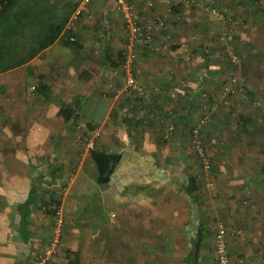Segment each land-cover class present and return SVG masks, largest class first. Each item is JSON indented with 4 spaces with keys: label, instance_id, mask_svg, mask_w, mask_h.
<instances>
[{
    "label": "crops",
    "instance_id": "1",
    "mask_svg": "<svg viewBox=\"0 0 264 264\" xmlns=\"http://www.w3.org/2000/svg\"><path fill=\"white\" fill-rule=\"evenodd\" d=\"M194 1L190 7H175L166 28L156 33L153 47H136V76L151 100L144 108L109 99L112 88L119 87L115 68L126 42L123 19L110 0H89L77 19L72 20L71 14L52 45L28 63L0 73V190L13 184L21 189L15 197L25 201L34 182L47 200L64 188L67 198L100 189L90 153L83 156V149L75 144L78 126H87L86 134L92 132L98 139L97 148L122 155L113 174L117 173L121 186L113 203L122 214L112 213L118 219L111 228L118 239L115 254L123 256L122 262L117 261L122 264L128 259L137 264H185V257L196 250L198 229L203 240L195 264H206L214 257L212 220L221 219L235 229L230 230L228 242L230 264H264V181L259 175L264 145L258 144L264 116V0ZM144 2L136 0L141 20L147 14L159 16L166 8V3L157 1L147 13ZM71 21L74 28L69 29ZM69 30L80 48L69 43ZM225 31H230L227 42L221 39ZM226 43L237 46L244 62L245 80L231 96L221 91L235 72L224 52ZM210 103L219 111L212 113L204 136L214 147V190L221 200L209 201L202 184L199 204L176 189L192 175L201 178L191 129ZM63 107L72 109L71 118L60 116ZM147 107L155 110V118L149 123L138 121L137 115H142L138 109ZM170 124L175 128L165 138ZM29 157L37 158L38 168L44 164L43 176L32 173ZM64 172L67 179L60 185ZM113 175L106 185L112 183ZM6 188L11 195V187ZM4 196L0 264H27L28 243L16 246L13 242L18 235L26 243L21 214L17 212L18 223L13 224L17 215L12 216L11 198L3 200ZM206 201L210 206L205 209ZM35 215L33 210L31 222ZM29 227L35 231L37 225ZM17 229L22 233H15ZM67 235L66 246H60L66 262L59 264L79 258L80 264H108L92 255L87 228ZM133 240L139 243L129 246ZM128 251L150 252V259L127 257ZM157 251L165 260H157Z\"/></svg>",
    "mask_w": 264,
    "mask_h": 264
},
{
    "label": "rangeland",
    "instance_id": "2",
    "mask_svg": "<svg viewBox=\"0 0 264 264\" xmlns=\"http://www.w3.org/2000/svg\"><path fill=\"white\" fill-rule=\"evenodd\" d=\"M29 1V0H27ZM37 1V7L36 10L40 11L43 7L46 8V10L51 9L52 5L47 4V6H43V2L42 0H36ZM58 3L62 0H57ZM54 9V7H53ZM60 10V9H59ZM44 16H49L48 13L44 12L43 14ZM72 20L73 17H72ZM240 51V50H239ZM241 53V51H240ZM264 63V62H263ZM119 67L120 64L115 68V73H116V84L119 85L118 89L113 90L112 88V93L109 97V99L112 102L115 101H120L121 99H124L125 102L127 104H131L129 100V97L127 99V95L125 93H122L120 95V90L122 88L121 86V80H122V76L119 72ZM119 90V91H118ZM264 100V96L262 97ZM139 106V105H138ZM139 108V107H137ZM140 112V114L143 115V112L145 110H141L138 109ZM147 112L150 111V109H146ZM217 111H219V108L217 107ZM144 114H146L144 112ZM263 114H264V107H263ZM141 115V117H142ZM140 116V115H139ZM146 122H150V120L145 119ZM78 137H76L75 144L76 146L81 147L83 150L81 152V154L84 156V154H86V152L90 153V149H87L86 146V141L85 138L92 136L93 134L90 133V135H87V126H82L79 125L78 129ZM258 144H260L261 146L264 145V116L261 120V123L259 125V133H258ZM97 138V137H96ZM96 144L95 147L97 146V141L96 140ZM65 145V144H64ZM64 145L61 146V149L64 148ZM73 148V147H72ZM67 149V146H66ZM262 150V152L264 153V147L260 148ZM90 155V154H87ZM259 158H261L259 156ZM28 160L31 163V167L30 170L34 171V175L37 176H43L42 173L44 170L43 168L45 167L44 164L42 166H37V158H28ZM43 167V168H42ZM214 167V166H213ZM42 168V169H41ZM202 171V170H201ZM214 170L212 171V173L210 175H206L205 173L203 174V180H204V189L208 190V200H215V203H219L221 198H218V196L216 197L218 191L214 190V182H215V175H214ZM62 176L59 177L58 179V183L61 185L62 182H64L67 179V175L64 173L61 174ZM205 176V177H204ZM239 177L242 179L243 175L239 174ZM119 177L117 176V173L115 175H113V181L111 184L106 185V186H102L100 185L98 190H94V189H90V190H86L85 192H82V195H78V194H70V196L67 198V194H66V189H60L58 191H60L61 193H57L56 195V199L59 198V200H61V206L58 209L57 213L52 214L51 211L54 210L55 206L51 205V211H49V213H46L43 209L41 210L40 208H37V206H35L34 208L32 207V209L34 210V215L35 214H40V216H36L33 220V222L30 223V226L34 223L37 225V228L35 231H28V235L30 239L28 242L24 243L23 238L16 235L17 238H14L13 242L16 244V246H18V244L21 245H25L28 243V248H27V252H26V257H29V262H27V264H59L61 260H64V262H66V255L64 253L61 252V244L62 246H66L67 244V240L70 238L69 235H67L68 231L70 233H72L74 230L78 229H84L87 228L88 229V233H90V236L92 238L93 241V246H92V252L94 256H96L97 258L107 262L108 264H122V257L123 256H118L115 254V249H116V240H118L117 238L114 237V233L111 231V228H114L115 222L118 219L117 217H114V214H117L120 216L122 214V212L118 209H116L115 204L113 203L115 198L120 194L121 191V186L118 182ZM208 181H212L213 185L212 186H207ZM6 187H11V195L8 192V188ZM61 186H58V188H60ZM17 190V191H16ZM124 190V189H122ZM56 191V190H55ZM80 191V190H79ZM78 191V192H79ZM21 192V189L14 187L13 184L9 185V186H4V188L2 190H0V201L2 200V196L3 194L5 195L3 197V200L6 198H11L10 201V208H11V213L12 216L13 215H17V220L15 222L12 221L13 224L18 223V214L17 212H21L22 207L25 204L24 199H19L15 197V193H19ZM85 193V194H83ZM46 195H44V199H46ZM203 205L206 209L207 206H210V204L206 202H203ZM22 206V207H21ZM74 206H76L74 208ZM3 208L2 205H0V213L3 211L1 210ZM24 208V207H23ZM32 210V211H33ZM74 210V212H73ZM26 211V210H25ZM42 211V212H41ZM216 211V210H215ZM114 212V214L112 215V213ZM207 212V210H206ZM217 212V211H216ZM204 217H206V213H204ZM13 218V217H12ZM78 220H75L77 219ZM83 219H85L86 221H83ZM210 219H213V216L210 217ZM203 220H206L203 219ZM219 221H223L225 222V219H221ZM219 221H216L214 223V221L212 220L213 223V228H215V230L217 231V224ZM226 223V222H225ZM68 224H71L70 226ZM23 225V224H22ZM227 225V223H226ZM29 226V223H28ZM228 227V225H227ZM233 232L235 231V229H230L228 227V242H229V237L232 234L231 231ZM216 231H215V241H214V257L211 258V260L209 262H207L206 264H210L213 261H215L214 263L218 264L216 262V257H215V246H216ZM15 233H22L20 230H15ZM34 233V234H33ZM68 238V239H66ZM140 239V237L138 238V240ZM126 239H124L125 241ZM16 241V242H15ZM21 241V242H20ZM71 242V241H69ZM139 243V241H131L129 244V246L135 245V243ZM137 246V244H136ZM31 247V248H30ZM63 247V248H64ZM32 248H34L36 251H34ZM137 248L135 247V250ZM51 250V252L49 251ZM143 250V249H142ZM229 250V247H228ZM25 251L21 250V254H24ZM17 255H20V253H17ZM127 257H132V256H138L140 258V260L142 261V259H146L147 258L150 259V252H139L134 253V252H126L125 254ZM155 257H158L159 259L157 260H161L163 261V259L165 260V258H163V253H161L160 251L155 252ZM230 255V254H229ZM90 257V256H89ZM80 259V258H79ZM214 259V260H213ZM121 262H119V261ZM139 260V261H140ZM59 262V263H58ZM131 262V260L128 259V263ZM127 263V264H128ZM138 262H131L129 264H137ZM213 263V264H214ZM230 263H231V258H230ZM229 263V264H230Z\"/></svg>",
    "mask_w": 264,
    "mask_h": 264
},
{
    "label": "trees",
    "instance_id": "3",
    "mask_svg": "<svg viewBox=\"0 0 264 264\" xmlns=\"http://www.w3.org/2000/svg\"><path fill=\"white\" fill-rule=\"evenodd\" d=\"M81 1L82 0H62L61 3H58L57 0H42L43 6L50 4L52 7L48 10L43 7L38 11L39 9L36 10V0H0V73L28 63L38 53L52 45L64 31L71 14L78 8ZM44 12L48 13L49 16H44ZM69 31L71 34L73 33L72 30ZM72 36L75 37L73 34ZM71 37H69L71 46L76 49L80 48L76 37L75 40H72ZM126 97L128 99L129 95ZM128 101L131 102V104H129L130 107L135 108L138 106L137 101L131 97H129ZM147 109H150L151 113L147 116L142 115V117L137 115L136 119L138 121L143 122L144 119L152 121L153 118H155V110L153 111L148 107ZM71 112V108L63 107L60 110V116L71 118ZM144 112L148 113L149 111L147 112V110H145ZM90 155L97 167V183L100 185L108 184L112 179L117 165L121 161L122 155L118 152L99 149L97 146L90 150ZM213 169L214 167H212V171ZM203 174L204 172L202 170L201 178L196 175L190 176L181 187L176 189L177 192L199 203L201 201L199 193L202 184H204ZM259 175L264 181V160L261 164ZM39 185L40 184L36 182L32 184L23 206L24 208L21 206V225L23 224L22 226L25 230L26 236L24 240L26 242L30 240L27 238H29L28 231L30 230L29 226L31 223L29 217L33 210L32 207L40 206L46 210V213H49V211H51V205H54L55 208L51 212L55 214L61 206V200L53 196L52 198L49 196L48 200L43 199L42 196H40L43 192ZM202 232V229L197 230L196 250L185 257V264H195L198 262V250L203 240ZM216 256L215 246V257ZM79 261L80 259H73L69 264H80ZM216 262L218 263L217 258Z\"/></svg>",
    "mask_w": 264,
    "mask_h": 264
},
{
    "label": "built area",
    "instance_id": "4",
    "mask_svg": "<svg viewBox=\"0 0 264 264\" xmlns=\"http://www.w3.org/2000/svg\"><path fill=\"white\" fill-rule=\"evenodd\" d=\"M119 10L123 19L126 32V42L122 47L120 54L119 72L122 76L120 95L125 93L132 99L137 101L138 107L144 108L149 100V93L139 82L135 67L137 63V46L153 47L155 44V36L158 31L163 30L167 26L168 19L172 16L176 6L190 7L194 5V0H145L146 11L156 7L157 1L166 3V8L159 16L147 14L145 19L139 18L141 8L136 0H110ZM89 0H82L78 8L74 11L73 19H77L83 10H86ZM148 13V11H147ZM224 18V17H223ZM71 21L68 28H74ZM230 31H225L221 39L228 41ZM75 40V37H71ZM224 52L229 59L230 64L234 67L235 72L231 74L227 82L222 86V94L231 96L236 93L237 87L245 80L243 73V57L239 49L233 43H226ZM206 112L198 119L197 123L191 129V144L193 151L197 155L203 172L210 175L213 167L212 152L214 147L210 146L205 140L204 129L212 113L217 111L216 104H208L205 106ZM174 124H170L164 134L165 138H169L174 130ZM87 149L95 148L94 135L86 137ZM212 181H208L207 186H212ZM51 252V250H49ZM216 258L219 264H229L230 256L228 252V227L225 222L219 221L216 231Z\"/></svg>",
    "mask_w": 264,
    "mask_h": 264
}]
</instances>
